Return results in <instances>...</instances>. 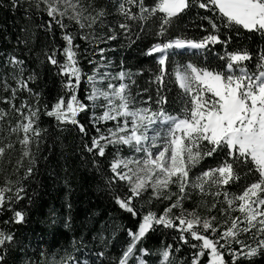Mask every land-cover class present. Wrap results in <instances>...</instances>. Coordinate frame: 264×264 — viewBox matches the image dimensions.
Listing matches in <instances>:
<instances>
[{
  "label": "snow or ice",
  "instance_id": "6c2138e0",
  "mask_svg": "<svg viewBox=\"0 0 264 264\" xmlns=\"http://www.w3.org/2000/svg\"><path fill=\"white\" fill-rule=\"evenodd\" d=\"M0 11L15 17L0 29V264H264V0H0ZM133 47L152 63L117 60ZM64 134L129 224L111 211L77 219L65 157L62 210L41 222L71 238L21 233L40 161Z\"/></svg>",
  "mask_w": 264,
  "mask_h": 264
},
{
  "label": "trees",
  "instance_id": "16d2710c",
  "mask_svg": "<svg viewBox=\"0 0 264 264\" xmlns=\"http://www.w3.org/2000/svg\"><path fill=\"white\" fill-rule=\"evenodd\" d=\"M15 17L11 13L0 11V29L7 28L9 31L13 29V20ZM190 35H196L197 30H189ZM144 43H147L145 41ZM143 47V45H141ZM123 56L125 62L134 67L149 66L152 61L150 58L142 55L139 48L125 49L123 52H117V60ZM47 79V78H46ZM147 79V77H145ZM143 82V81H142ZM58 82L55 79L48 80L47 91L53 96L58 90ZM172 88V96L175 97L179 91L178 87L170 85ZM175 106V105H173ZM42 122L47 124L50 121L42 117ZM63 146L57 142V146L51 152H45L48 157L47 161L41 160L39 166V174L35 177L32 187L35 188L39 194L37 206L32 213V217L27 226L21 229V233L28 238L35 239V236L44 235L49 242L59 241L61 244L65 243L71 238V233L67 232L61 224L49 227L47 223H42L49 215L50 209L61 211L65 193L67 191L64 184V158L67 157L69 161V172L71 173L70 183L72 185L71 201L77 213V219L82 220L86 210H93L98 212L111 211L115 217V224L124 225L129 224L130 221L126 213L118 212L115 208L109 205L106 195L97 189L98 179L90 172L82 168L79 162L70 154L73 151L72 137L64 134ZM15 158L16 153H13ZM117 235H122L117 233ZM162 239V237H161Z\"/></svg>",
  "mask_w": 264,
  "mask_h": 264
}]
</instances>
